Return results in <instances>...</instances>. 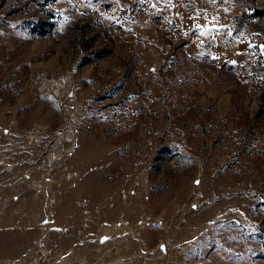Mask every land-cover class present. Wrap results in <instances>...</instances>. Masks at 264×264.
<instances>
[{"label":"rangeland","instance_id":"1","mask_svg":"<svg viewBox=\"0 0 264 264\" xmlns=\"http://www.w3.org/2000/svg\"><path fill=\"white\" fill-rule=\"evenodd\" d=\"M261 45L264 0H0V264H264Z\"/></svg>","mask_w":264,"mask_h":264},{"label":"snow or ice","instance_id":"2","mask_svg":"<svg viewBox=\"0 0 264 264\" xmlns=\"http://www.w3.org/2000/svg\"><path fill=\"white\" fill-rule=\"evenodd\" d=\"M208 2H209V3H215L216 0H208ZM213 20H215V18H213ZM201 27H203V26H201V25H197V28H198V29L201 28ZM220 27H223V26H220ZM211 31H212L211 29H208V30H206V31H200V32H199V35H200V36H206V35H209V34L211 33ZM217 31H219V28H217ZM213 39H214V37H213ZM261 47L264 48V45H261ZM262 54H264V53H262ZM232 63H235V62L233 61Z\"/></svg>","mask_w":264,"mask_h":264}]
</instances>
